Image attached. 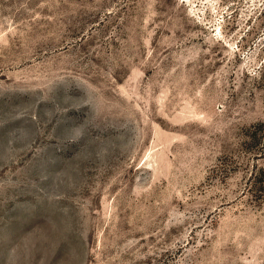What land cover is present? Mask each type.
<instances>
[{
	"label": "rangeland",
	"instance_id": "rangeland-1",
	"mask_svg": "<svg viewBox=\"0 0 264 264\" xmlns=\"http://www.w3.org/2000/svg\"><path fill=\"white\" fill-rule=\"evenodd\" d=\"M0 264H264V0H0Z\"/></svg>",
	"mask_w": 264,
	"mask_h": 264
}]
</instances>
